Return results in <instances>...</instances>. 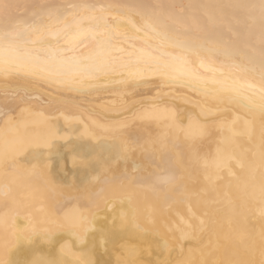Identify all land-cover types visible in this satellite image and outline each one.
<instances>
[{
    "label": "bare ground",
    "instance_id": "1",
    "mask_svg": "<svg viewBox=\"0 0 264 264\" xmlns=\"http://www.w3.org/2000/svg\"><path fill=\"white\" fill-rule=\"evenodd\" d=\"M85 4L104 11L68 7ZM260 4L0 0V31L105 16L137 43L147 24L217 66L258 67ZM220 87L128 69L77 88L0 75V264H264V111Z\"/></svg>",
    "mask_w": 264,
    "mask_h": 264
},
{
    "label": "snow or ice",
    "instance_id": "2",
    "mask_svg": "<svg viewBox=\"0 0 264 264\" xmlns=\"http://www.w3.org/2000/svg\"><path fill=\"white\" fill-rule=\"evenodd\" d=\"M3 7L6 12L9 6ZM68 7H79L86 12L93 8L104 11L103 6L87 4ZM259 7L264 16V0H261ZM54 18L58 19V14L49 13L42 30L35 22L28 28L19 23L5 25L0 31V75L8 77L22 73L60 87L77 88L83 86L85 81L128 69L130 76L158 74L170 82L194 87L206 88L209 83H221L218 91H227L230 99L254 104V97L258 96L259 107L264 111V59L258 67L223 62L217 66V60L201 48L160 33L149 37L148 33L154 30L147 24L143 43H137L136 36L121 31L128 25L119 20L90 15L76 16L70 23H54ZM131 28L136 33L141 32L134 24ZM27 30L37 33L38 37L41 32L46 35L32 41L30 45H21L17 38ZM168 47L176 51L169 53L166 51ZM226 80L230 83H222ZM170 180L171 177L163 182L168 183ZM33 235H36L35 232Z\"/></svg>",
    "mask_w": 264,
    "mask_h": 264
}]
</instances>
